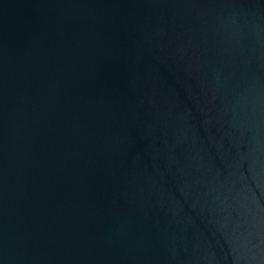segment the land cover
Returning a JSON list of instances; mask_svg holds the SVG:
<instances>
[{
	"label": "water",
	"instance_id": "1",
	"mask_svg": "<svg viewBox=\"0 0 264 264\" xmlns=\"http://www.w3.org/2000/svg\"><path fill=\"white\" fill-rule=\"evenodd\" d=\"M0 264H264V0H0Z\"/></svg>",
	"mask_w": 264,
	"mask_h": 264
}]
</instances>
